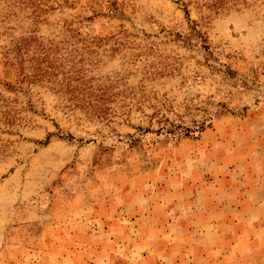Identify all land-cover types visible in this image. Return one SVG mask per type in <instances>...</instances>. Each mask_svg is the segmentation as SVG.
Masks as SVG:
<instances>
[{
	"label": "rangeland",
	"instance_id": "1",
	"mask_svg": "<svg viewBox=\"0 0 264 264\" xmlns=\"http://www.w3.org/2000/svg\"><path fill=\"white\" fill-rule=\"evenodd\" d=\"M0 264H264V0H0Z\"/></svg>",
	"mask_w": 264,
	"mask_h": 264
},
{
	"label": "crops",
	"instance_id": "2",
	"mask_svg": "<svg viewBox=\"0 0 264 264\" xmlns=\"http://www.w3.org/2000/svg\"><path fill=\"white\" fill-rule=\"evenodd\" d=\"M235 208H236V207H235ZM234 217H235L234 220L229 221V223H225V225H228L229 227H231L232 230H237L238 227L240 226V224H239L240 220L237 219V218H238L237 215L234 216Z\"/></svg>",
	"mask_w": 264,
	"mask_h": 264
}]
</instances>
